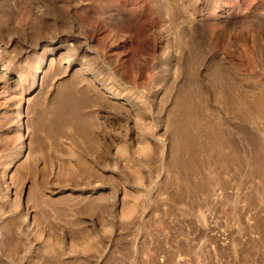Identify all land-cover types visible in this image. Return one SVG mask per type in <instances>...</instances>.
Instances as JSON below:
<instances>
[{
	"label": "rangeland",
	"instance_id": "obj_1",
	"mask_svg": "<svg viewBox=\"0 0 264 264\" xmlns=\"http://www.w3.org/2000/svg\"><path fill=\"white\" fill-rule=\"evenodd\" d=\"M3 12L10 20L3 19ZM68 37L91 51L88 61L96 69L86 78L97 82L99 90L93 86L106 105L112 95L103 85L135 102L136 110L127 113L129 119L101 107L89 88L79 87L83 76L78 70L63 75L57 68L44 76L24 111L33 141L60 126L64 135L56 129L57 138L47 137L50 144L69 141L80 152L82 144L68 133L75 127L68 123L91 114L88 131L106 136V151L91 176H56L46 151L28 172L18 170L17 190L23 182L25 192L33 188L24 204L40 225L44 217L53 223L41 229L55 237L56 255H42V240L25 230L23 257L6 264H33V256L46 264H76L74 257L86 264H264V0H0V57L17 58L13 65L24 81L30 82L26 74L37 62L34 50H41L42 42L47 49L50 42ZM108 57L115 63L109 64ZM185 98L199 104L190 119L204 123L200 135L208 139L210 128H217L218 145L197 153L191 133L175 136L173 125ZM57 107L64 113L56 116ZM75 108L78 114H71ZM10 116L0 115V124ZM165 135L172 149L182 146L162 172L161 142L155 137ZM142 137L156 143L155 158L133 151L131 144ZM4 141L0 168L13 150L11 141ZM85 155L80 158L90 163ZM125 160L138 165L141 183ZM134 190L142 193V207L121 219L107 205L108 196L124 192L122 206ZM59 199L68 204H50ZM60 207L67 212L63 217ZM69 222L84 229L96 248H71L74 235L61 240L59 228L69 234Z\"/></svg>",
	"mask_w": 264,
	"mask_h": 264
},
{
	"label": "bare ground",
	"instance_id": "obj_2",
	"mask_svg": "<svg viewBox=\"0 0 264 264\" xmlns=\"http://www.w3.org/2000/svg\"><path fill=\"white\" fill-rule=\"evenodd\" d=\"M4 14L5 13L3 12L2 14L3 19L5 21L10 20L9 18L11 17V15L5 16ZM70 27H73V25H71ZM98 39L101 40V42L104 40L102 36H99ZM47 44L42 42L40 44L41 50H39L38 52H35L34 50V53H36L37 62L29 67L28 69L29 74H26V77L27 75H29L28 76V78L30 79L29 83L24 81L20 77L19 72L21 70L19 69L20 71H18L17 67L13 65V63L18 62L16 61L17 58L13 60L12 58H10L11 59L10 60L5 55L0 57V115L6 117L8 116L11 118L10 114L11 113L13 114V118L9 119V122L7 121L0 124L1 126L0 139L1 140L4 139L5 141L8 142V144L11 141L10 143L13 148L12 153L10 152L11 156L8 157L4 161V163H2L3 161L1 162L2 168H0L1 169L0 170V264H6L9 261H12L15 257H20V258L23 257V252L21 253V251L24 248L23 246L24 244H22L24 238L22 237V235L25 230H31L34 236L42 240V245H41L43 247V250L41 252L42 255L44 256H48L49 254L56 255V253H54L55 245L57 243L55 237L50 232H45V230L41 229V227L45 228L46 226L52 228L53 223H50L47 220V218L44 217L45 216L44 215L43 216L44 219L42 218L43 224L40 225V223L37 221L33 209L30 206L25 205L28 201H30L33 188L31 187L30 190L27 189V191L25 192L26 183L23 182L21 183L20 187L17 190V188L14 186L15 185L14 180L15 178H17V174L18 173L20 174L23 171L26 172L28 167L29 170L31 166L37 163L36 159L39 158L40 156H43V153L46 151V153L50 152L49 158L51 162V170L53 169L54 174L56 173H58L59 175L63 174L64 176L61 177H65L67 179L68 178L73 179L81 175L91 176V174L96 172V169H98L99 165L97 161L99 160V157L102 158L101 155L104 156L106 151L105 148L106 136L104 134L97 132L96 133L92 132L93 133L92 134L90 133V131H88L89 127H87V124L89 122H92L93 119L91 117L92 116L91 114H89L90 116H86L85 114L83 115L79 114L75 117L73 115L74 117L73 122L71 121L68 123L69 125L71 126L74 125L75 127L73 133L71 132L73 128L68 133L70 135V138L73 137L75 140L79 141V143L82 144L81 145L82 149H80V152H78L79 149L76 150L75 147H73V145L69 141H67L66 144L60 143L63 145V148H60L59 142H58L59 145L55 142L54 139L56 137L55 135L56 133L54 131H56V129L59 128L60 126L59 127L57 126L55 130L54 129L48 130L49 131L48 135L50 134L51 136L50 135L46 136L45 134L40 135V137L36 138L35 142L33 141L34 139L32 136L33 130L28 125L27 122L28 120L24 111L27 107V101L29 97L32 94H35L40 89L44 76L48 72L55 71L57 68L61 70L63 68L62 71L63 75L68 74L71 70L74 69L78 70L82 74L80 77L83 76L82 78L79 79L78 82L79 87L84 86L87 89L89 88L90 89V90L88 89L89 91L87 89L86 90L89 93V95L96 100L95 102H97L98 104L100 103L101 107L108 108L110 111L113 112V114L116 117H120L122 113H125V115L130 119L132 117L127 113L134 114L133 110L136 108V107L133 108V106H136L134 105L135 102L133 103L132 100L127 101V98L121 99V97L118 96L119 94L117 92H114L111 88L110 89L106 88L105 85H103L104 88L102 89L106 93L112 95L110 96L112 100L110 101L109 105H106L107 102H105L106 101L105 98H103L105 99V101L102 100L103 96L100 97L99 92H97L96 90L99 88L96 87L95 85L97 84V82H95V80H92V78L90 79L89 77L88 79H90L91 81H88V79L86 78L89 75L90 77H92L90 71L93 69L91 67L93 63H89L88 61L89 53L91 51L86 47V45L79 44V42H77L75 38L72 39V37H68V39L66 40L64 39L62 40L61 38V40L50 42L49 45L51 47L47 46L50 48L45 49ZM2 54H4V52H2ZM107 62L109 64H114L115 59L112 57H108ZM95 69L96 68H94L93 70ZM116 72L118 73L117 68H116ZM93 84L96 87V89L94 88ZM102 84L103 83H100V86ZM262 98L263 97H261V99ZM188 100H189L188 98H185L180 106V111H179L180 115L178 116L177 121L173 125L174 134L177 138H180L183 137L185 133H191L192 137L197 139L196 141H191L190 142L191 145L194 144L197 153H200L201 151L204 152L206 151L208 145L212 146L216 143L217 145L219 144V142H217V136L220 135H218V131L216 130L217 128L215 129V127L210 128L208 139H206V137L204 139L203 136L200 135L199 128H202L204 123L203 122L195 123L196 121L190 119V116L195 114L197 110V109L195 110L193 107L198 108L199 104L198 102H193L190 105L191 102H188ZM61 113H64V111H62L61 107H57L56 116L60 115ZM70 113L78 114L77 108L72 109ZM66 126L67 129L71 128V126L70 127H68V125ZM50 128H54V127H50ZM65 128L66 127H64L63 130ZM58 130L60 129H57V133L59 132ZM61 130L60 133L62 132ZM67 131L68 130H66V132ZM61 134L64 135V133ZM54 135L55 137H53ZM47 137H53L54 139L52 138L53 140L52 142L54 144L56 143L55 145H58V148L57 146L54 147L55 145H51L49 142L51 140H47ZM166 137H167L166 135L163 138H160L159 136L155 137L158 139L159 142H161L160 153L163 157L162 172L169 170L170 168L169 158L174 152H175L174 154H180V149L182 146L180 144H177L176 149H172L170 146V142L166 140ZM151 139L152 138H147V137L140 138L137 141V143L131 144L133 146L132 147L133 151L139 156L141 155L145 156L147 159L155 158L157 155L156 153L157 145L156 143L152 142L153 139L152 140ZM52 146L56 148V150L53 149ZM122 147L123 146L120 145L119 149L121 150ZM58 150L60 152H58ZM65 152H67L66 153L67 155H65ZM83 153L86 154L85 155L86 157H89L90 163L80 158V154L81 156H83ZM255 155L257 158H261V155L258 153V151L255 152ZM126 161L128 160H125V162ZM126 163L129 167L128 170L132 172L137 183H141L143 173H141L138 165L132 164L131 162L130 163L126 162ZM18 170H20L21 172H19ZM212 170L214 171V169ZM58 174H56V176ZM184 184H186L185 181L181 183V185ZM178 188H181L179 184H178ZM58 189L61 190L62 188L60 187ZM80 189L83 192L88 191L84 187ZM16 190L19 191L18 194L15 192ZM141 194H142L141 192L138 191L135 192L134 190V193H131L126 197V202L122 204V206H119L120 202L122 201L121 198L122 197L125 198L124 197L125 194L124 192L116 191L113 196L112 195L108 196L107 205L110 206L111 208L115 207L121 219H128L132 217L135 213H137L138 210L142 207L140 206L141 204L140 205L138 204V200ZM37 198L40 200V203L42 205H45L46 200H44V198L41 195H38ZM88 202L89 201H86L85 204L83 205L84 209L89 207ZM55 203H62V204L65 203L66 205L68 204V200L59 199L56 201H51L50 204H55ZM58 212L62 217L67 213L64 207L63 208L60 207ZM69 223H70L69 224L70 231L68 232L69 234H67V232L63 227L60 226L59 228L60 229L59 235L61 237V240L63 241L66 240L68 235H74L76 239L70 240L71 248L80 249L82 251H88L96 248V246H94L96 243L94 244L95 240L93 237L92 238L94 241L92 243L91 236L85 235L84 229L74 226L75 223L73 222H69ZM74 259H75L74 261H76V264H86L85 259L82 257L79 258L74 257ZM32 262L33 264H46L45 260L43 258H40L39 256H33ZM62 262L65 263L66 260ZM54 264H59V263H54Z\"/></svg>",
	"mask_w": 264,
	"mask_h": 264
}]
</instances>
